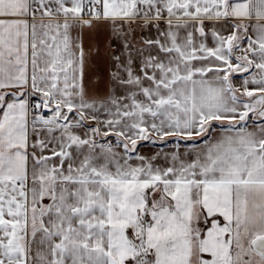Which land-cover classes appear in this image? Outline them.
<instances>
[{"label": "snow or ice", "instance_id": "6c2138e0", "mask_svg": "<svg viewBox=\"0 0 264 264\" xmlns=\"http://www.w3.org/2000/svg\"><path fill=\"white\" fill-rule=\"evenodd\" d=\"M0 264H264V0H0Z\"/></svg>", "mask_w": 264, "mask_h": 264}, {"label": "crops", "instance_id": "0c3cea01", "mask_svg": "<svg viewBox=\"0 0 264 264\" xmlns=\"http://www.w3.org/2000/svg\"><path fill=\"white\" fill-rule=\"evenodd\" d=\"M147 150H148V148L146 147V148H145V151H147Z\"/></svg>", "mask_w": 264, "mask_h": 264}, {"label": "rangeland", "instance_id": "374dc122", "mask_svg": "<svg viewBox=\"0 0 264 264\" xmlns=\"http://www.w3.org/2000/svg\"><path fill=\"white\" fill-rule=\"evenodd\" d=\"M145 150V149H144Z\"/></svg>", "mask_w": 264, "mask_h": 264}]
</instances>
